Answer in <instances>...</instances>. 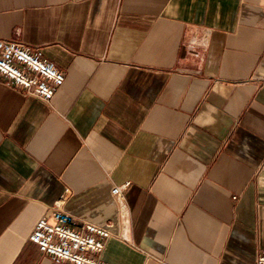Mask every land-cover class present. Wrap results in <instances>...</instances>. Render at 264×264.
<instances>
[{
  "label": "crops",
  "instance_id": "crops-1",
  "mask_svg": "<svg viewBox=\"0 0 264 264\" xmlns=\"http://www.w3.org/2000/svg\"><path fill=\"white\" fill-rule=\"evenodd\" d=\"M0 39L64 74L49 102L0 76V264H57L29 236L65 188L101 261L254 263L264 0H0Z\"/></svg>",
  "mask_w": 264,
  "mask_h": 264
},
{
  "label": "built area",
  "instance_id": "built-area-1",
  "mask_svg": "<svg viewBox=\"0 0 264 264\" xmlns=\"http://www.w3.org/2000/svg\"><path fill=\"white\" fill-rule=\"evenodd\" d=\"M0 76L7 84L22 89L25 95L49 102L64 81V74L44 58L38 49L20 41L0 39ZM128 182L114 186L111 193L122 197ZM69 189L54 204L49 217H41L29 236L39 251L57 264H109L95 257L103 248L108 230L91 222L77 225L75 218L62 208ZM253 264H264V251Z\"/></svg>",
  "mask_w": 264,
  "mask_h": 264
}]
</instances>
